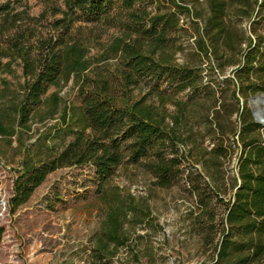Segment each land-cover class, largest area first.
<instances>
[{
    "label": "rangeland",
    "instance_id": "374dc122",
    "mask_svg": "<svg viewBox=\"0 0 264 264\" xmlns=\"http://www.w3.org/2000/svg\"><path fill=\"white\" fill-rule=\"evenodd\" d=\"M185 1L204 14L205 0ZM2 3L22 13L17 24L28 36L25 43L34 46L41 37L54 34L53 22L65 7V0ZM149 8L156 10L154 4ZM234 12L227 19L238 42L240 32L250 35L251 22ZM180 17L181 29L172 37L177 45L168 53L157 51V56L193 67L198 73L196 90L170 88L161 96L152 92L151 83L126 90L121 87L120 57L113 46L121 32L103 24L76 23L73 32L83 39L90 67L60 77L21 125L14 118L15 104L23 98L29 76L19 56L2 58L10 65L0 74L1 121L13 126L14 134H0V264H92L100 257L108 264H197L210 254V244H204L194 223L199 209L193 184H202L220 218L237 188L236 130L244 98L238 103L234 85L225 81L234 76L237 51L221 46V51L206 54L199 46L203 19L188 12ZM11 35L0 27V50L13 45ZM88 78L107 81L118 102L129 95L131 102L141 100L162 109L178 139V182L161 187L143 167L124 162L101 188L92 165L67 166L51 172L27 202L12 210L14 183L25 166L45 160L83 129L79 89ZM261 132L264 135V126ZM216 145L224 148V154H213Z\"/></svg>",
    "mask_w": 264,
    "mask_h": 264
},
{
    "label": "trees",
    "instance_id": "16d2710c",
    "mask_svg": "<svg viewBox=\"0 0 264 264\" xmlns=\"http://www.w3.org/2000/svg\"><path fill=\"white\" fill-rule=\"evenodd\" d=\"M205 2L204 14H199L185 0H65L64 9L60 10L62 16L53 22L54 34L41 37L37 46L25 43L28 36L17 24L23 19L22 13L14 12L9 3H2L0 27L13 33V45L0 50V74L10 65L3 62V57H20L29 79L23 98L15 104L14 118L26 125L51 85L63 75L78 74L90 67L85 59L83 39L73 30L76 23H92L115 27L121 32L113 45L120 57L121 87L127 90L151 83L152 92L161 96L170 88L196 90L199 86L196 70L163 60L157 51L168 53L177 45L172 37L181 29V14L200 16L203 26L199 46L206 54L221 51V46L237 51L234 76L225 81L234 85L233 95L238 103L242 97L244 103L238 110L240 126L236 130L237 188L220 218L216 204L202 184H193L190 176L187 179L197 196L196 229L204 244L211 246L210 254L197 264H264L263 125L255 120L247 105V99L264 92V0ZM153 4L156 10L149 8ZM232 10L248 16L251 22L250 35L240 32L243 38L238 42L235 28L227 19ZM88 81L79 89L83 129L45 160L25 166L14 183L12 210L27 202L51 172L67 166L92 165L101 188L124 162L143 167L161 187L168 188L178 182L180 160L175 155L178 139L175 127L167 122L162 109L141 100L131 102L129 95L118 102L107 81L89 78ZM3 114L0 108V134L13 135V126L1 121ZM223 151L220 145L212 149L216 156L224 154ZM205 184L209 186L207 181ZM2 235L0 227V240ZM98 259L92 264H108L103 257Z\"/></svg>",
    "mask_w": 264,
    "mask_h": 264
},
{
    "label": "water",
    "instance_id": "95a60500",
    "mask_svg": "<svg viewBox=\"0 0 264 264\" xmlns=\"http://www.w3.org/2000/svg\"><path fill=\"white\" fill-rule=\"evenodd\" d=\"M259 98H261V100H259ZM249 102L255 120L264 126V92L257 93L254 96L250 97ZM260 103L263 104L262 109H259Z\"/></svg>",
    "mask_w": 264,
    "mask_h": 264
},
{
    "label": "bare ground",
    "instance_id": "6f19581e",
    "mask_svg": "<svg viewBox=\"0 0 264 264\" xmlns=\"http://www.w3.org/2000/svg\"><path fill=\"white\" fill-rule=\"evenodd\" d=\"M259 100H261V98H259ZM259 109H262V107L260 106V104H259ZM260 111V110H259Z\"/></svg>",
    "mask_w": 264,
    "mask_h": 264
}]
</instances>
